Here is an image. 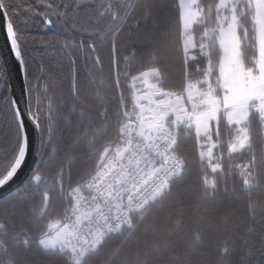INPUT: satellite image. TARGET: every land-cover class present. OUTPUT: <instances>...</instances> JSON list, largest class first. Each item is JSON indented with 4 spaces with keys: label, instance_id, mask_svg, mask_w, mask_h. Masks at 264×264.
<instances>
[{
    "label": "snow or ice",
    "instance_id": "6c2138e0",
    "mask_svg": "<svg viewBox=\"0 0 264 264\" xmlns=\"http://www.w3.org/2000/svg\"><path fill=\"white\" fill-rule=\"evenodd\" d=\"M0 264H264V0H0Z\"/></svg>",
    "mask_w": 264,
    "mask_h": 264
},
{
    "label": "trees",
    "instance_id": "16d2710c",
    "mask_svg": "<svg viewBox=\"0 0 264 264\" xmlns=\"http://www.w3.org/2000/svg\"><path fill=\"white\" fill-rule=\"evenodd\" d=\"M29 33L32 35V36H37L39 37L42 33L40 32L39 29H35V28H30L29 30ZM123 46H122V51H123ZM40 51H44L43 49H40ZM104 59H105V63L107 64V51H105V54H104ZM45 63H47V61H45ZM182 152H185L187 153L189 156L192 155L193 153V147H192V143L190 141H184L182 142L181 144V149H180ZM195 174H196V169L193 168V175L195 177Z\"/></svg>",
    "mask_w": 264,
    "mask_h": 264
},
{
    "label": "water",
    "instance_id": "95a60500",
    "mask_svg": "<svg viewBox=\"0 0 264 264\" xmlns=\"http://www.w3.org/2000/svg\"><path fill=\"white\" fill-rule=\"evenodd\" d=\"M11 64V61H10ZM10 74L12 76L11 84L14 91L19 94L22 86V77L16 72L15 67H10Z\"/></svg>",
    "mask_w": 264,
    "mask_h": 264
}]
</instances>
